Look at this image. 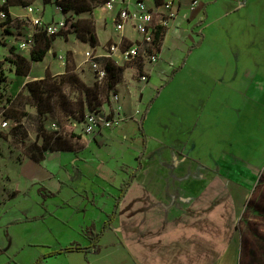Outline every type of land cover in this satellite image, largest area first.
<instances>
[{
	"label": "crops",
	"instance_id": "1",
	"mask_svg": "<svg viewBox=\"0 0 264 264\" xmlns=\"http://www.w3.org/2000/svg\"><path fill=\"white\" fill-rule=\"evenodd\" d=\"M41 1L35 0L31 5L42 11L45 19V7L41 8L45 4L37 3ZM126 1L133 3L134 0ZM173 1L172 9L176 16L161 40L159 61L155 65L144 66V70L149 72L148 82H136L132 94L124 95L125 117L110 129L85 134L81 143L72 145L73 149L47 151L40 161L25 159L19 166L26 163L33 171L25 187L9 186L11 177L7 185L0 182L2 201L10 202V207L16 198L28 197L33 191L37 194L35 199L44 207L37 215L18 209L0 211V219H6L3 225L0 224L3 233L0 235V264H33L39 256L72 243L87 246L89 239L85 230L90 224L100 232L99 252L67 251L47 256L43 263L237 264L236 254L241 243L237 221L245 204L246 192L240 187L235 190L233 185L237 183L229 179V169L235 166H231L229 150L222 149L215 158L212 152H204L200 146L201 135L215 125L211 111L203 114L194 111L192 121L183 128L182 123L187 117L182 113H150L155 100L152 98L142 121V131L138 126L142 114L139 103L145 102L152 91L158 90L170 78L176 63L186 59V53L190 54L191 45L202 36V27L208 24L209 9L213 8L209 6L214 2ZM237 2L238 17L243 22V41L238 45V67L242 71L239 84L244 81L248 82V87L263 89L264 65L259 60L264 61V50H260L256 41L260 32L264 39V0ZM145 3L156 5L154 0H145ZM118 7L116 4L113 12L105 13V17L93 13L98 49L104 45L103 41L117 38L111 19ZM211 11L215 15L214 9ZM9 12L12 21L26 16L24 6H11ZM55 13L62 14L58 6ZM252 29L255 33L249 31ZM100 34L104 36L103 40ZM125 34L131 40L139 37L128 28ZM70 49L74 50L73 45ZM184 66L185 63L180 69ZM38 77L41 76L33 78ZM255 81L257 85L252 83ZM139 84L141 86L136 89L135 85ZM195 98L202 106L212 99L210 96ZM244 98L263 102L259 96L247 97L244 94ZM133 109H139V114L135 115ZM242 115L237 118L240 126ZM253 118L260 119V113H253ZM221 120L217 125L224 127L228 116L222 114ZM172 126L175 128L171 138ZM246 150L245 146L240 147V151L245 153ZM257 159L260 163L250 166L264 167V157L258 155ZM68 160L72 161V169L67 166ZM86 163L88 167L84 166ZM236 165L240 167L239 163ZM127 180L130 183L120 196L123 182ZM67 186L74 190L69 197L61 198ZM48 192L55 194L50 196ZM48 199H55L57 203L53 207L45 206ZM64 207L65 216L59 217ZM111 214L113 218L102 229ZM50 217L63 222L67 230L66 243L61 244L55 237L58 236L55 228L48 226ZM31 220H42L48 225L36 232L34 242L15 233L21 244L12 251L6 250V245H11L10 225ZM69 231L73 234L70 235ZM29 250L32 251L25 257V251Z\"/></svg>",
	"mask_w": 264,
	"mask_h": 264
},
{
	"label": "rangeland",
	"instance_id": "2",
	"mask_svg": "<svg viewBox=\"0 0 264 264\" xmlns=\"http://www.w3.org/2000/svg\"><path fill=\"white\" fill-rule=\"evenodd\" d=\"M104 1L106 0H94L98 5L91 11H83L78 14L69 11L61 15L55 13L57 6L55 0L45 3L41 7H45L44 21H58L64 18L70 24L67 29L70 32H64L53 40L51 50L47 52L42 61H30L31 70L27 76L17 75L9 58L13 57L14 54H19L29 59L31 48L25 50L18 48L19 42L32 32L33 26L29 17L14 18L4 29L0 27V78L3 79L0 82V122L2 120L8 122L5 128L0 126L1 183L9 184L11 177L9 186L17 185L20 189L28 184L30 174L33 171L26 163L21 167L19 164L28 158L26 152L32 146H41L50 137V143L59 137L61 144L81 143L85 133L82 117L76 108L74 107L72 112L58 108L56 114L49 112L38 114L35 99L30 96L26 82L41 78L46 73L58 80L60 75L70 76L74 74L80 82L89 87L96 85L93 72L87 63H83V59L84 51L88 50L90 46L88 42L90 40L89 32L94 33L93 35L99 43L93 13L99 17H105V13L111 14L114 10V8L107 9ZM212 1L214 2L209 8H213L209 9L208 24L202 27L203 38L200 36L196 39L195 44L191 45L193 47L190 54L186 53L188 55L184 60L183 69H180L181 64H183V59H181L176 63V72L172 76L169 75L172 78L161 84L163 86L160 85L162 91H152L145 102L139 103V106L143 112L147 108L148 102L154 98L150 113L156 111L165 114L182 113L187 117V120L182 123L183 128H186L187 123L192 121L194 111L200 114L211 111L215 125L212 130L201 135L200 146L204 152H212L215 158L222 149H228L229 152L227 153L230 155L231 166L235 165L229 169V179L231 182L237 183L231 185L235 190L236 187H240L246 192L245 204L237 221V232H239L241 240L239 253L236 254L237 264H264V167L250 166L260 163L257 159L258 155L264 157V88H254L251 85L248 87V82L244 81L242 85L239 84L242 71L238 67V45L243 41L241 35L243 22L238 17L237 7L239 4L237 0ZM42 2L37 3L42 5ZM211 9H214L215 15ZM40 13L34 12L36 15H40ZM217 16H219L218 19L213 22L212 19ZM72 23L78 24V32L88 39L87 43L76 36V31L71 26ZM249 31L255 33L254 29ZM132 33L137 34L134 31ZM262 33L264 34V30ZM257 35L259 40L257 39L256 42L260 45V50H264V39H262L261 32ZM100 37L101 40L104 39L102 34ZM110 41L111 39H107L102 42L104 45L100 44L106 46ZM72 45L73 51L70 49ZM98 50L101 52L100 48ZM98 59L101 61V58ZM259 63L264 65L263 60H259ZM126 68L127 63L123 69ZM127 72H131V69H128ZM36 76L41 77L33 78ZM252 83L257 85L256 81ZM140 86L141 84L135 85V88ZM60 89L63 99L70 103H74L79 96L78 91L72 89L68 82L62 84ZM130 94L128 93L129 96ZM244 94L247 97L257 98L259 96L263 98V102H254L253 99L244 98ZM105 95L106 90H103L100 97L104 99ZM196 96L200 98L210 96L212 99L207 105L202 106L199 100L195 98ZM55 98L52 96L51 101L53 102ZM87 111L89 110L86 109L84 113ZM242 113L240 126L237 118ZM253 113H260V119H254ZM222 114L224 117L225 115L228 116V121H224V127L217 125V123L222 122ZM216 118H219V121ZM174 128L172 126L170 130L171 138L174 135ZM183 139H186V136ZM241 146L246 147L245 153L240 151ZM208 148L209 151H207ZM259 150L262 151L259 152ZM68 162L67 166L72 169V161L68 160ZM237 163L240 165L239 168ZM84 166L88 167V164L86 163ZM90 166L94 168L93 164ZM260 178L262 181H259ZM73 190L71 186L65 187L61 193V198L69 197ZM1 192L0 187L1 212L6 209H18L26 214L37 215L44 209L41 202L35 199L37 194L34 191L28 197L16 198L11 207L10 202L2 201ZM56 203L57 200L48 199L44 205L53 207ZM65 213L66 207L59 212L60 215L58 216H65ZM50 219V225L45 224L42 220H31L10 225L8 231L11 236V245L7 244L6 250L12 251L18 244H21L20 238L16 237L15 233L29 239V242H34L36 232L46 225L55 228L58 234L55 237L61 244L66 243L68 241L67 230H65L63 222L55 217H50ZM5 221L6 219L2 217L0 224L3 225ZM69 233L70 235L73 234L71 231ZM0 235H3L1 230ZM30 251L32 250L25 251V257L29 255Z\"/></svg>",
	"mask_w": 264,
	"mask_h": 264
},
{
	"label": "built area",
	"instance_id": "3",
	"mask_svg": "<svg viewBox=\"0 0 264 264\" xmlns=\"http://www.w3.org/2000/svg\"><path fill=\"white\" fill-rule=\"evenodd\" d=\"M6 3L7 0H0V27L2 29L12 21L10 12L5 9ZM194 3L196 0L193 1ZM114 4H119L111 19L117 38L111 39L108 45L99 47L101 52L98 50V45L89 46V49L84 51L83 63L90 66L95 83L99 86L108 81L112 69L118 71V76L109 92L108 101L84 114L82 123L85 134H95L110 129L125 117L124 95L132 94L136 82H148L149 72L144 70V66L155 65L159 61L158 50L154 44L155 35L158 33L164 36L176 16V11L172 9L173 0L154 6H148L145 0H134L133 3L126 0H106L104 3L110 10ZM24 8L33 29L19 42L20 50L32 48L35 32L44 31L48 35H55L63 33L70 26L64 18L45 22L40 11L31 4ZM58 9L61 11L59 7ZM126 28L137 33L139 37L134 40L129 39L125 34ZM98 58H101V61ZM126 63L127 68L123 69ZM109 67L111 69H108ZM128 69H131V72H127ZM139 112V109H133L135 115ZM7 125L6 120L0 122L3 128Z\"/></svg>",
	"mask_w": 264,
	"mask_h": 264
},
{
	"label": "trees",
	"instance_id": "4",
	"mask_svg": "<svg viewBox=\"0 0 264 264\" xmlns=\"http://www.w3.org/2000/svg\"><path fill=\"white\" fill-rule=\"evenodd\" d=\"M35 0H7V3L5 5V9L9 11V7L11 6H27L34 2ZM43 3H48L50 0H42ZM57 6L60 8L62 13H66L69 11H74L76 14L81 13L83 11H91L94 7L98 5L97 2H94V0H55ZM156 5H161L164 0H154ZM105 3V1L103 2ZM76 23H72L71 26L73 27V30L76 31V36L80 38L82 41L86 42L88 39L81 35L78 32ZM65 33H69L70 31L66 30ZM63 32V33H64ZM63 33L55 34V35H48L44 31H38L34 33V42L33 46L29 53V59L26 57L14 54L13 57L9 58V61L14 65L15 67V73L17 75L21 76H27L31 70V63L30 61L39 62L42 61L47 54L49 50L52 48V42L53 40ZM90 33V40L89 45L92 47H95L98 45V41L96 40L94 33ZM163 38L162 34H156L154 38V44L156 45L157 50L159 51L161 40ZM185 58V57H184ZM183 59V63H184ZM182 65V64H181ZM140 67V65H139ZM108 69H111L110 67ZM66 70H68V67H66ZM176 72V68H174L171 72V76ZM118 71H114L113 69L110 72V77L108 78V81L102 85H94V87H89L88 85L84 84L83 82H80L78 78L72 74L70 76L60 75L59 80L56 78L51 77L49 74H45L43 77L38 79H33L26 82V88L29 91V94L32 98L35 99V104L37 108L38 114H42L45 112L49 113H57L58 108L63 109L66 112H72L73 108L75 107L76 110L79 112L81 117L83 118L84 112L86 109L88 110H94L98 106H100L102 103L107 101V94L113 87L114 81L117 79ZM3 79L0 78V82ZM69 83L72 89H75L78 91L79 96L76 98V101L74 103H70L69 101H66L63 99V96L61 95V85L64 83ZM166 82V81H165ZM164 82V83H165ZM163 86V85H161ZM160 86V87H161ZM160 87L158 88V91L160 90ZM106 90V95L103 97H100V93ZM52 96L56 97L55 100L52 102L51 98ZM148 109L146 108L138 121L139 129L142 131V121L147 113ZM50 138L47 139V142L41 146H32L29 149H27L26 155L28 158L34 160V161H40L43 159L45 153L47 150L54 151V150H63V149H70L72 148V145H75L77 143H65L61 144L60 137L58 139H54L52 143H50ZM73 149V148H72ZM259 181H262V178H260ZM130 181H124L123 185L121 187L120 196L125 192L127 189V186L129 185ZM40 193H43V190L41 188H38ZM55 193L48 192V195L52 196ZM112 214L109 215L108 220L105 221L102 225V229L105 228L108 224V222L112 219ZM101 229V230H102ZM100 230V231H101ZM86 237L89 239V244L87 246H81L80 243L75 242L72 243L66 247L59 248L57 250L50 251L44 255L39 256L33 264H44L43 259L47 256L57 255L63 252L67 251H88L97 253L100 251L101 247L98 244L100 232H96L94 230L93 224H90L86 227L85 230Z\"/></svg>",
	"mask_w": 264,
	"mask_h": 264
}]
</instances>
